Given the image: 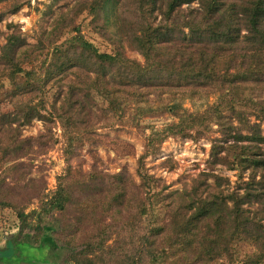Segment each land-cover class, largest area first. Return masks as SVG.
<instances>
[{
    "label": "trees",
    "instance_id": "1",
    "mask_svg": "<svg viewBox=\"0 0 264 264\" xmlns=\"http://www.w3.org/2000/svg\"><path fill=\"white\" fill-rule=\"evenodd\" d=\"M26 1L0 0V21ZM55 3L44 11L55 13L50 27L34 40L12 21L0 29V103L9 106L0 110V209H11L36 238L42 215L54 210L61 226L53 233L71 248L70 264H264V0H73L66 9ZM52 56L57 62L47 74ZM226 58L232 68L223 71ZM210 91L218 95L202 110L178 100L158 109L177 120L147 134L138 181L125 165L104 170L95 150L88 170L72 164L84 141L130 147L94 132V115L122 118L130 101ZM34 117L57 119L65 136V166L46 200L44 185L27 176L32 163L20 159L40 153L50 138L20 136V125ZM210 130L220 135L210 139L207 167L165 191L168 184L148 171L145 157L169 136L197 139ZM220 164L235 170L234 188L216 171ZM33 197L41 198L35 223V210H25Z\"/></svg>",
    "mask_w": 264,
    "mask_h": 264
},
{
    "label": "rangeland",
    "instance_id": "2",
    "mask_svg": "<svg viewBox=\"0 0 264 264\" xmlns=\"http://www.w3.org/2000/svg\"><path fill=\"white\" fill-rule=\"evenodd\" d=\"M52 0H27L14 13H6L0 21V29L6 30V22L12 21L20 24L21 30L34 40L35 35L42 28H49L51 25L54 12L45 13L46 5ZM73 0H57L53 5L55 8L62 5L66 9ZM191 5L196 6L193 2ZM4 3L0 2V9ZM110 30L116 34L115 27L111 26ZM86 35L97 37L92 29H85ZM2 38L0 39V41ZM126 54L143 60L142 55L136 50L125 47ZM56 58L51 57L46 73L50 74L56 65ZM221 70L226 71L232 68L230 59H222L219 62ZM203 92V91H202ZM205 93V92H204ZM202 93L199 96L189 97L181 92L175 94L163 93L161 97L154 96L148 101L134 102L130 101L126 105V111L122 118L111 114L107 116L94 115L92 118L94 132L101 136L124 140L130 147L115 151L109 143L95 142L84 143L78 147L77 152L72 155L71 162L74 166L80 165L84 170L91 166L93 158L90 150L100 156L99 164L104 170L115 172L125 165L132 177L138 181L136 173L137 156L143 149V144L147 134L152 129H160L170 121H176L177 117L169 112H160L165 104L173 100L181 102L182 108L191 111H198L212 103L217 95V91ZM151 96H153L151 94ZM9 108L7 103H0V110ZM99 112V109H97ZM152 112H155L152 114ZM48 126L50 131L48 132ZM212 124V127H215ZM21 137L36 136L40 132L48 133L50 138L46 141L44 149L40 153H30L20 159L32 163L27 176L36 178L43 184V200H46L54 192L57 185V176L63 172L65 166V154L63 151L65 145V136L63 128L57 119L50 122L37 117L32 118L29 124L20 125ZM219 132L210 130L207 135L198 137H176L169 136L163 140L160 152L145 157L144 164L148 171L160 177L167 183L165 189H180L184 184L191 182L206 166V160L209 156L210 139L219 136ZM36 148L37 145L35 144ZM216 171L230 179L229 187L236 185V173L225 164L216 167ZM41 198L33 197L25 210H35L32 222L36 221V213L41 207ZM44 226L40 237L36 238L34 229L30 226L20 228V221L11 209H0V264H70L66 260V255L70 247L64 245L56 239L53 230L61 226V220L57 217L54 210L47 211L42 215ZM237 251L236 254H238Z\"/></svg>",
    "mask_w": 264,
    "mask_h": 264
}]
</instances>
